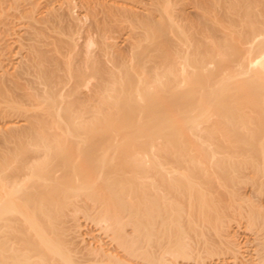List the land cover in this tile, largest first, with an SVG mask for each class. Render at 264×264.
<instances>
[{
  "label": "bare ground",
  "instance_id": "1",
  "mask_svg": "<svg viewBox=\"0 0 264 264\" xmlns=\"http://www.w3.org/2000/svg\"><path fill=\"white\" fill-rule=\"evenodd\" d=\"M36 1L17 69L0 39V264H207L237 216L264 262V0Z\"/></svg>",
  "mask_w": 264,
  "mask_h": 264
},
{
  "label": "rangeland",
  "instance_id": "2",
  "mask_svg": "<svg viewBox=\"0 0 264 264\" xmlns=\"http://www.w3.org/2000/svg\"><path fill=\"white\" fill-rule=\"evenodd\" d=\"M40 1V2H39ZM9 2V3H8ZM8 2H6L5 4H4V8L2 9V10H4V11H2V10H0V11H2L1 13H0V39L2 38V41L3 40H7L5 43V45H4V47H8L7 49L5 48V50L4 49H2V54H5V55H1L3 58H7V60H6V62L8 61V64H11L13 67L15 66H17L18 64H19V60H20V62H21V60L24 58V56H25V53L27 52V48H26V44H24V43H27V40L25 39L26 38V35H25V31H24V33H23V29H25V27L23 28V26H22V28H21V24L23 23L24 25H27L26 24V22L23 20L22 21V23H21V21L20 22H17L18 20H14V19H12L13 17H15L16 18V16H17V11H15L16 9L18 10V8H20V7H24V5L26 4V2H28V1H26L25 2V0H18L17 1V3H16V0L14 1V3H13V1H8ZM39 2V3H38ZM43 2L44 3H46V1L45 0H37L35 3L39 6H41V5H44L43 4ZM42 3V4H41ZM50 3H52V2H50ZM49 3V5H51ZM9 4V5H8ZM14 4H16V5H18V6H16L17 8L15 9L14 7L15 6H13ZM52 4H54V3H52ZM8 5V6H7ZM10 6V7H9ZM27 6V5H26ZM12 7V8H11ZM7 9H8V12H7ZM12 9V10H11ZM78 11V10H77ZM79 12V11H78ZM12 13V14H11ZM16 13V14H15ZM7 14V15H6ZM14 14L16 15V16H14ZM5 15V16H4ZM12 15V16H11ZM1 16H3V18L1 17ZM5 17H7V18H5ZM4 19V20H3ZM9 19V20H8ZM11 19H12V21H11ZM14 20V21H13ZM83 20V19H82ZM84 20H85V18H84ZM5 21V22H4ZM8 21H10V23L8 22ZM13 22V24H14V26L15 25H17V23H18V25H17V27H19V29L18 28H16V29H13V30H15V31H17L18 30V32H15V34H18V35H14V32H13V30H12V23ZM17 22V23H16ZM84 22V21H83ZM83 22H82V24H83ZM5 23V24H4ZM6 23H7V26H6ZM16 23V24H15ZM21 23V24H20ZM22 24V25H23ZM81 24V25H82ZM86 24H88V21L86 20V22H84V27H86L87 25ZM3 25V26H2ZM8 26H12L11 27V30L9 31V29H10V27H8ZM8 27V28H7ZM16 27V26H15ZM14 27V28H15ZM6 28H7V30L9 31V33L7 32V30H6ZM8 34L6 37L4 36L5 34ZM12 33V34H11ZM21 33V34H20ZM77 33H79V34H77ZM12 36H10V35ZM84 31L82 32V30H81V32H75V34H73L74 35V37L76 38V40H80V42L83 40V37H84ZM15 36V37H14ZM17 36V37H16ZM21 36V37H20ZM5 37V38H4ZM11 37V38H10ZM73 37V36H72ZM73 37V38H74ZM7 38V39H6ZM15 38H17L16 40H13V39H15ZM19 38H20V40H19ZM81 38V39H80ZM10 39V40H9ZM9 40V41H8ZM12 40V41H11ZM109 40H111V39H109ZM10 42V43H9ZM19 42V43H18ZM9 45H8V44ZM24 44V45H23ZM7 45V46H6ZM20 46H22V47H20ZM19 48V49H18ZM24 48V49H23ZM11 50V51H10ZM6 51V52H5ZM21 51V52H20ZM9 52V53H8ZM1 53V52H0ZM11 53V54H10ZM10 54V55H9ZM20 55V56H19ZM24 55V56H23ZM7 56V57H6ZM23 56V57H22ZM11 60V61H10ZM16 60V61H15ZM10 62V63H9ZM15 63V64H14ZM11 65H9V68L11 67V68H13ZM20 65V64H19ZM18 65V66H19ZM17 66V67H18ZM17 67H16V69H17ZM10 68V70H12ZM13 69H15V68H13ZM235 218H238V219H235ZM235 218H232V219H230L229 221H227V223H225L226 224V226H225V224H224V226L226 227L225 229H226V231H227V228H228V231H229V234H230V232H231V234H230V236H232V238H233V240H234V242L236 243V248L238 247V251H236V252H230V251H224V250H226L225 248L226 247H224L225 245L222 243V245H217L216 244V246H215V248H214V251H213V253L215 254H213L212 256H209L208 258H209V260H208V258H206L205 260H206V262H208L207 264H263L264 262H263V260L261 261L260 260V255L258 256V254H257V252H256V248H255V245H254V241H253V233H254V230H255V228H254V225H252V223L251 222H246L245 221V219H242V218H240L239 216H237V217H235ZM237 220V221H236ZM81 222V225H80V233L81 234H83L82 235V237H84V239L85 240H93V239H96V238H99L100 236H102V234L100 233V230L97 228V226L92 222V221H90V220H88V219H84V218H82L81 220H80ZM240 221V222H239ZM229 226H228V225ZM252 230H253V232H252ZM238 244V245H237ZM224 251V252H223ZM218 256V257H217ZM211 257V258H210ZM219 260H220V262H219ZM189 261V262H188ZM216 261V262H215ZM182 262H184V260H182ZM194 261H192V259H186L185 260V262L184 263H182V264H195V262L193 263ZM205 262V263H206Z\"/></svg>",
  "mask_w": 264,
  "mask_h": 264
}]
</instances>
